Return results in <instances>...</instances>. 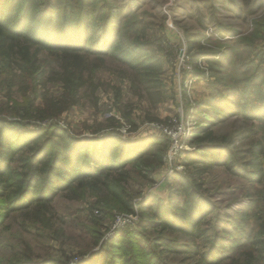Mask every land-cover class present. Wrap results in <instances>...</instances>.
I'll list each match as a JSON object with an SVG mask.
<instances>
[{"label": "trees", "instance_id": "16d2710c", "mask_svg": "<svg viewBox=\"0 0 264 264\" xmlns=\"http://www.w3.org/2000/svg\"><path fill=\"white\" fill-rule=\"evenodd\" d=\"M21 1L0 0V59L4 61L3 65L8 72L17 78L21 75L20 78L27 79L35 95L27 98V93H23L22 102L14 100L13 107L8 108L13 110L14 117L26 121V124L18 126L25 128L24 130L15 127V123L9 121L12 119L10 116L0 115V209L8 214L38 208L43 209L40 211L43 214L45 207L52 204L58 193L73 192L78 198H82L88 192H93L102 194V203L114 202L120 209L131 212L133 199L125 185L129 178L125 171L131 168L141 173L145 166L148 167L149 160L154 163L153 168L164 165L169 141L147 138L139 143L123 137L121 128L129 127L128 132L133 133L139 127L133 118L132 104H120L122 92L119 89L117 105L122 121L114 117L108 118V126L94 132L93 138L72 134L53 121L79 106L90 91L93 95L99 90L96 68L89 61V56L107 57L128 68L132 73L130 83L134 95L144 98L145 90L154 91L155 104L164 99L163 64L156 56L147 52L144 46L130 48L124 45L123 34L119 35L117 31L121 24L118 15L108 18V31L102 32L100 40H95V44L88 47L93 40L86 26L88 14H83L82 17L77 15L75 22H69L58 13L54 0L43 3H39V0H25L23 8H17ZM242 2L250 7V16L259 12L263 5L261 0ZM230 8L238 18L241 17V9L236 7L234 0L231 1ZM83 11H80V15ZM124 13L126 16L127 12ZM112 21L117 24L115 32ZM253 24L255 30L251 34H233L239 36L235 49L231 50L234 55L236 53L235 57L228 56L227 61L223 62L218 58L221 57L220 51H199L191 55L194 68L192 74L204 78L210 76L209 86L216 92L203 103L204 106L198 108L195 117L198 127L191 137V144L198 147L200 154H188L185 161L187 167L193 166L197 172L182 181L181 195L184 196V204L164 206L155 199L158 206L151 210L153 220L140 223L135 229L129 228L130 232L126 236L112 239V245L109 242L104 245L106 254L103 257L102 252H96L86 264H171L166 262L168 255H186L193 264H223L227 259L228 246H225V240L220 242L222 237L217 233L208 248L200 249L213 231L207 219L215 210L212 202L200 195L204 191L203 182L196 178V174L202 176L214 167L224 166L235 176L249 179L256 175V181H262L263 143L249 150L255 159L252 162L242 163L237 159L233 161L236 154L227 145L218 142L211 128L212 121L221 116H237L246 121L264 124V78L260 71L264 61V57H261L263 51H258L261 55L256 57L252 54L258 48L255 44L264 42V19ZM199 39L200 37L198 41ZM192 45L191 43L190 50H193ZM33 49L36 50L35 53L32 52ZM42 51L46 57L39 61L38 55ZM239 56L242 59L243 56L249 58L235 66L236 59L242 60ZM200 57L207 58V71L201 68ZM231 66L235 68L232 69ZM45 72H49L52 82L61 85V94L55 96L44 90L38 95L41 92L37 89ZM222 72H235L247 78L234 80L233 84H227L225 78L211 80ZM219 82L222 84L220 87ZM225 88L229 90V94L224 93ZM237 99L239 101L234 103ZM40 124H45L46 127ZM35 125L39 126L33 130L31 127ZM109 129L113 131H107ZM225 149H228V153ZM214 151H219L222 155H217ZM249 167H253V170L250 171ZM41 222L43 221L40 220ZM46 227L47 224L44 223L41 228ZM35 228L41 230L37 226ZM152 229L159 234L158 238L144 234V231ZM216 229L222 233L228 232L223 225ZM175 234L189 239V244H179L173 238ZM58 235L56 232L55 236ZM258 257L264 256H252V259L257 260ZM40 261L30 254L26 258H18L13 264H63L58 261Z\"/></svg>", "mask_w": 264, "mask_h": 264}, {"label": "rangeland", "instance_id": "374dc122", "mask_svg": "<svg viewBox=\"0 0 264 264\" xmlns=\"http://www.w3.org/2000/svg\"><path fill=\"white\" fill-rule=\"evenodd\" d=\"M45 1L47 0H39V3ZM54 1L58 13L69 22H75L77 15H89L86 26L93 40L88 47L95 44V40H100L102 32L108 31V18L118 15L121 24L117 31L119 35L123 34L124 45L130 48L144 46L147 52L160 60L165 74L164 99L155 104L154 91L145 90L144 98L134 95L130 83L132 73L128 68L107 57L89 56V61L96 68L99 90L93 95L90 91L79 106L53 123L82 138H93L94 132L108 126V118L114 117L122 121L117 105L119 89L122 92L120 104H132L133 118L139 127L134 134L128 132L129 127L121 128L123 137L139 143L147 138H162L169 141V148L164 165L153 168L154 163L149 160L148 167L145 166L141 173L131 168L125 171L129 176L125 185L133 199V210L129 213L114 202L102 203V194L93 192H88L82 198H78L73 192L58 193L52 204L45 207V216L40 212L43 209L38 208L8 214L0 209V264H13L18 258H26L30 254L36 260H42L40 262L86 264L96 252H102L103 257L106 254L103 247L108 242L111 244L112 239L126 236L130 232L129 228L135 229L140 223L153 220L151 210L158 206L155 199L164 206L184 204V196L181 195L182 181L197 172L193 166L187 167L185 161L188 154H200L198 147L191 144V137L198 127L195 117L198 108L204 106L203 103L216 92L209 86L210 76L204 78L192 74L194 68L191 55L199 51H220L221 57L218 58L225 62L228 56L235 57L236 53L234 55L232 51L239 36L251 34L255 30L252 23L264 19V0H261L263 5L260 11L251 16L248 14L250 7H246L243 0H234L236 7L241 9L240 18L230 8L232 0ZM247 1L253 3L254 0ZM23 4L25 0L17 8H23ZM81 10L85 12L80 15ZM124 12H127L126 16ZM111 24L115 26V32L117 24L114 21ZM235 33L239 36L233 35ZM191 43L193 50H190ZM255 45L258 48L257 51L253 50V56L261 55L258 51H263L261 57H264V42H257ZM32 52L35 53L36 50L33 49ZM38 56L40 61L45 59L46 54L42 51ZM239 58L242 59L241 56ZM248 58L243 56L242 60L236 59L235 66ZM206 59L200 57V66L207 71L209 65ZM3 63L0 59V115L10 116L12 119L9 121L14 122L18 129L24 130L25 128L18 126L26 124V121L14 117L13 110L8 108L13 107L14 100L22 102L23 93H27V98H33L35 92L26 78H20L21 75L15 77L6 70ZM260 71L264 78V61ZM48 73L42 75L37 89L41 93L38 95L45 90L57 96L61 94L62 87L59 83L52 82ZM238 76L235 72H222L211 80L225 78L227 84H233L234 80L247 78ZM228 92L225 88L224 93L229 94ZM238 101L237 99L234 103ZM212 124L211 128L218 142L227 145L236 154L233 161L237 159L238 162L250 163L255 159L249 150L258 147L261 142L264 148V124L246 121L237 116H221L212 121ZM40 125L46 127L45 124ZM38 126L31 128L35 130ZM228 149H225L227 153ZM214 152L222 155L219 151ZM249 170L252 171L253 167H249ZM196 178L203 182L204 191L200 195L208 198L215 210L207 219L213 231L200 249L208 248L214 242L213 237L219 234L222 237L220 242L225 240V246H228L227 259L223 264H264V257L252 259V256H264V172L261 182L256 181V175L249 179L235 176L224 166L214 167L202 176L198 173ZM39 218L43 222L40 223ZM44 223L47 224L45 229L41 228ZM220 225L225 226L228 232L222 233L216 229ZM35 226L41 230L38 231ZM56 232L59 234L57 237ZM144 234L151 238H158L159 235L154 229L144 231ZM173 238L179 244L190 242L179 234L173 235ZM166 262L194 263L186 255H168Z\"/></svg>", "mask_w": 264, "mask_h": 264}, {"label": "crops", "instance_id": "0c3cea01", "mask_svg": "<svg viewBox=\"0 0 264 264\" xmlns=\"http://www.w3.org/2000/svg\"><path fill=\"white\" fill-rule=\"evenodd\" d=\"M253 24V23H252ZM253 26H254V24H253Z\"/></svg>", "mask_w": 264, "mask_h": 264}, {"label": "built area", "instance_id": "2783aa9c", "mask_svg": "<svg viewBox=\"0 0 264 264\" xmlns=\"http://www.w3.org/2000/svg\"><path fill=\"white\" fill-rule=\"evenodd\" d=\"M166 160V159H165Z\"/></svg>", "mask_w": 264, "mask_h": 264}]
</instances>
